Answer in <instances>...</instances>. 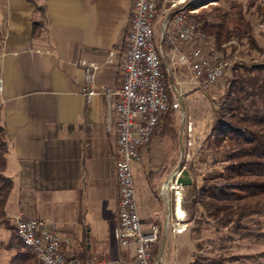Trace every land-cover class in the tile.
I'll return each instance as SVG.
<instances>
[{
    "label": "crops",
    "instance_id": "1",
    "mask_svg": "<svg viewBox=\"0 0 264 264\" xmlns=\"http://www.w3.org/2000/svg\"><path fill=\"white\" fill-rule=\"evenodd\" d=\"M202 1L206 2L190 0L174 6L173 0H165L157 12H165L166 17L191 2L189 12H198ZM37 2L46 7L47 23L34 34L41 20L36 5L30 0H0V125L8 141L6 174L14 182L7 217L11 223L21 216L55 225L72 237V253L85 252L105 264H133V247L121 248L114 235L116 100L95 96L88 101L79 66L80 60L96 61L101 69L95 85L121 86L133 0ZM110 52H114L112 62H108ZM164 67L170 80L185 75L183 68H173L167 60ZM161 139L155 136L140 151L133 175L145 174V163L155 166L150 171L160 170L164 152L155 143L161 144ZM151 193L150 209L139 206L141 219L146 227L160 222L163 228L167 216L162 196ZM180 238L164 236L163 258Z\"/></svg>",
    "mask_w": 264,
    "mask_h": 264
},
{
    "label": "built area",
    "instance_id": "2",
    "mask_svg": "<svg viewBox=\"0 0 264 264\" xmlns=\"http://www.w3.org/2000/svg\"><path fill=\"white\" fill-rule=\"evenodd\" d=\"M163 1L133 0L130 31L124 50V76L119 88L97 87L95 78L101 64L79 61V66L84 70V94L88 101L95 96L116 100L118 220L114 235L121 248L133 247V264H160L163 260L162 257L155 260L153 255L162 228L156 223L146 227L140 216L133 164L139 159L140 151L151 142L155 129L170 108L185 118L184 93L209 91L224 77L228 66L212 41L200 31L199 24L187 20L183 14L172 12L158 26L157 7ZM189 1L173 0V5L181 6ZM157 31L160 34L156 42ZM167 39L172 50L170 55L165 46ZM113 56L114 52H110L108 62H112ZM167 58H170L173 68L185 70L188 90H183L182 81L168 80V73L163 70ZM191 131L192 127L186 126L183 134L186 132L187 136H191ZM173 183L176 188L174 193L172 189H167V185L173 186ZM160 191L167 206V220L163 229H171L174 235L184 234L188 228L184 187L170 180L162 184ZM178 205L182 208L181 215ZM12 223L20 240L37 256L40 264H105L102 260L79 258L70 251L72 237L42 219H24L20 216Z\"/></svg>",
    "mask_w": 264,
    "mask_h": 264
},
{
    "label": "trees",
    "instance_id": "3",
    "mask_svg": "<svg viewBox=\"0 0 264 264\" xmlns=\"http://www.w3.org/2000/svg\"><path fill=\"white\" fill-rule=\"evenodd\" d=\"M30 1L36 5L41 15V20L34 26L35 34L38 27H45L47 23L46 7L37 0ZM205 1L210 5L197 14L189 13L193 2L177 13L183 14L189 21L198 23L200 31L212 41L219 53L224 51L222 48L224 44L246 39L251 49L256 50L260 57L236 62L229 68L230 74L225 77L222 93L215 103V118L204 142L213 167L201 177L199 183L192 177L194 164L191 163L188 172L193 183L186 187L184 203L192 216L191 232L194 234L197 250L203 248V244L199 241L203 233L209 231L211 227L218 234H222L221 238L219 237L220 241L237 239L262 245L264 244V48H261L254 38V25L250 18L264 19V6H259L252 12L250 7L254 0L247 7L241 0ZM158 14L159 12H157V21ZM155 41H158L157 34ZM163 70L167 73L165 67ZM175 113L176 111L170 108L163 115L153 136V138L155 136L166 138L164 143L169 146L176 138ZM7 153V135L4 127L0 125V227L11 232L5 248L8 251H15L9 264H40L37 256L20 240L14 225L7 217L6 206L14 187L13 180L6 174ZM169 170L168 165H163L158 172H151L148 175V185L152 191L157 193V182L169 173ZM160 240L161 237L153 249L155 260ZM76 255L83 260H90L85 252ZM254 258V256L230 255L218 262L249 264L247 261L249 259L253 261ZM191 264H201V262L196 260ZM212 264L216 262L212 261Z\"/></svg>",
    "mask_w": 264,
    "mask_h": 264
},
{
    "label": "rangeland",
    "instance_id": "4",
    "mask_svg": "<svg viewBox=\"0 0 264 264\" xmlns=\"http://www.w3.org/2000/svg\"><path fill=\"white\" fill-rule=\"evenodd\" d=\"M241 1L247 7L252 3L253 0ZM200 5L202 6L198 9V12L193 14H197L201 10L207 8L210 3L202 1ZM251 6L252 7H250V11L254 12L257 10V7L264 6V0H254L253 5ZM164 14L165 12H159L157 21L158 26H161L162 22H164ZM250 19L254 25V38L257 44L261 48H264V19L258 17ZM159 34V31H157L158 38ZM168 40L169 39L166 40L165 46L168 45ZM168 48L169 46H166V49ZM222 48L224 51L222 53L220 52L221 56L228 64L225 76L209 91L204 93L197 91H186L188 90V85L186 84L184 76L177 75V78L174 77L176 80L183 82L182 88L186 91L182 99L185 118H183V115L180 112H176L174 114L176 124V138L172 145L169 146L167 143H164L166 142V138L161 139V144L158 141V143H155V146L160 145V148L163 149V155L165 159V163H163V165H168L170 167L169 173L164 176L163 180H167V178L172 174L179 164L185 166L184 169L188 171L190 169L191 163H193L194 172L192 177L195 181L200 183L201 177L213 167L212 159L205 150L204 142L215 118V103L222 93L225 77L229 76V68H231V66L236 62L260 57V54L256 50L251 49L249 42L246 39L242 41L233 40L227 44H224ZM167 61L169 64H171L170 58H168ZM178 72L181 73L179 70ZM189 125L192 127L191 136H187L186 132L183 134V130H185V127ZM168 159L170 160L167 161ZM148 167L149 165L145 163V174L149 175L151 172H153L150 170H156L155 166ZM145 174L143 171L135 173L134 181L140 208L145 207L147 210H149L154 199L151 189L147 184L148 175L146 181ZM162 184L163 181L161 180L157 182V194L161 193L160 188ZM185 191L186 187L184 188V193ZM161 199L163 202L162 207L164 210V215L167 216V206L165 204L164 198L161 197ZM185 209L187 211L186 205ZM187 214L188 228L184 234L174 235L172 234L171 229L167 231L165 230V227L164 229L162 228L161 240L157 246L159 250L156 254V260H159L161 254L164 236L167 237L170 233L172 237L182 236V238L179 239L177 244L174 245L173 243L169 254H165L164 258L162 255L163 260L160 262V264H191V262L196 260L201 262V264H212V261L216 262V264H219L218 261H221L223 260V257L226 258L230 255L254 256L255 258L253 261L250 259L247 261L249 264H264V244L255 245L237 239H234V241L223 242L219 239V237L221 238L222 234H218L212 227L209 231L203 233L202 239L199 241L201 244H203V248L201 250H197L195 246L196 241L193 237L194 234L191 232V229L193 228V222L191 221L192 216L188 213V211ZM159 225L161 226L162 223L159 222ZM10 237L11 232L0 227V264H9L8 261H10L11 257L15 254V251H8L5 248ZM220 264L229 263L223 262Z\"/></svg>",
    "mask_w": 264,
    "mask_h": 264
},
{
    "label": "water",
    "instance_id": "5",
    "mask_svg": "<svg viewBox=\"0 0 264 264\" xmlns=\"http://www.w3.org/2000/svg\"><path fill=\"white\" fill-rule=\"evenodd\" d=\"M170 180L176 181L178 185H181L184 188L192 185L193 183L190 173L183 168L182 164H179L177 166V168L172 172V174L167 178L166 181H170ZM164 246H165V243H163V248L161 250L160 257H162L163 255Z\"/></svg>",
    "mask_w": 264,
    "mask_h": 264
},
{
    "label": "bare ground",
    "instance_id": "6",
    "mask_svg": "<svg viewBox=\"0 0 264 264\" xmlns=\"http://www.w3.org/2000/svg\"><path fill=\"white\" fill-rule=\"evenodd\" d=\"M165 188H166V186H165ZM167 189H168V190L172 189V190H173V193H174V189H176V188H175V183H173V186H172L171 184H168V185H167ZM164 192H166V190H164ZM180 194H181V193H179V196H180ZM178 213H179L180 215L182 214V210H181V206H180V205H178Z\"/></svg>",
    "mask_w": 264,
    "mask_h": 264
}]
</instances>
